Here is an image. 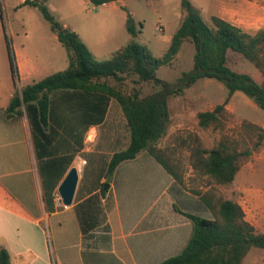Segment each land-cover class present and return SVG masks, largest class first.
<instances>
[{
  "label": "trees",
  "instance_id": "obj_1",
  "mask_svg": "<svg viewBox=\"0 0 264 264\" xmlns=\"http://www.w3.org/2000/svg\"><path fill=\"white\" fill-rule=\"evenodd\" d=\"M89 1L99 6L119 0ZM24 3L42 11L52 31L67 49L69 65L65 70L51 73L17 90L7 112H27L37 144L47 136L45 128L52 103L50 94L56 90L68 93L81 91L84 96L92 93L93 111L86 116V122L90 124H101L105 120L111 99L118 102L127 120L129 145L112 155L105 174L106 181L100 184L99 192L92 188L88 191L90 195L75 205L84 253L92 248L93 255L110 258L109 263L122 264L114 254L100 252L102 249L108 250L111 241L107 212L112 206L113 197L104 184L110 183L119 163L136 157L143 150L153 155L178 182L184 183L179 165L173 163L167 149L160 147L159 143L168 134L174 120L171 100L184 96L186 90L201 78H216L228 89L222 103L197 113L198 124L202 128L224 126L226 105L237 90L243 91L264 110V83H259L249 73L229 66V51L232 50L251 61L264 74V27L253 33L218 14H211L207 21L191 0H181L184 15L162 56L154 55L146 44L135 39V20L128 13L126 27L132 39L113 51L108 59L98 61L79 33L57 20L43 1L25 0ZM185 42H192L195 46L194 67L184 71L174 82L159 78L157 69L162 65H171ZM14 67L11 61L12 72ZM131 73L137 74L140 81H151L155 86L146 93L135 85L127 89L125 80ZM241 130L244 142L239 149L227 134H222L221 140L211 148L193 149L192 166L205 174L210 183L224 187L232 185L242 162L264 146L263 126L244 120ZM70 160L71 156L64 163L69 164ZM66 169L67 166L62 172ZM192 191L201 193L199 189ZM201 198L209 207L212 217L188 213L194 224L190 240L180 253L159 264H242L251 248H264V232L257 230L245 218V211L238 201L232 198L215 199L212 190L201 195ZM0 264H10V254L5 248L0 249Z\"/></svg>",
  "mask_w": 264,
  "mask_h": 264
},
{
  "label": "crops",
  "instance_id": "obj_2",
  "mask_svg": "<svg viewBox=\"0 0 264 264\" xmlns=\"http://www.w3.org/2000/svg\"><path fill=\"white\" fill-rule=\"evenodd\" d=\"M86 2L91 4L89 0ZM220 16L236 24L233 16ZM17 65L23 79L31 77L37 69L27 58L18 57ZM3 82L0 79V249H7L10 264H113L109 263L110 258L93 255L92 248L84 253L75 205L90 195L85 191L79 196L83 168L94 166L96 156L104 154L107 170L114 152L129 145L128 126L127 142L120 147L115 141L121 134L120 127L128 125L121 106L111 99L105 120L90 124L86 116L93 111L92 93L84 96L81 91L56 90L50 94L47 136L37 144L27 112H7L17 89L14 83ZM32 82L19 83V90ZM182 97L185 96L177 98ZM173 102L174 98L170 102L174 118ZM108 119L113 121L112 128L101 142L99 127ZM171 130L172 125L164 138ZM112 140L114 146L107 150ZM69 156V164L64 163ZM65 166L67 169L62 172ZM73 166L78 169L79 181L73 203L65 205L58 187ZM238 176L239 171L235 180ZM183 178L184 183L178 182L147 150L119 163L109 185L113 197L107 212L110 247L100 252L114 254L122 264H159L180 253L194 230L188 213L212 217L201 198L211 186L200 187L201 193L197 194L185 186L187 176ZM105 180L104 174L100 181ZM248 194L251 201L250 208H243L245 218L264 232V188L253 187Z\"/></svg>",
  "mask_w": 264,
  "mask_h": 264
},
{
  "label": "rangeland",
  "instance_id": "obj_3",
  "mask_svg": "<svg viewBox=\"0 0 264 264\" xmlns=\"http://www.w3.org/2000/svg\"><path fill=\"white\" fill-rule=\"evenodd\" d=\"M24 1L0 0V79H3V83H14L17 90L19 83L38 80L65 70L69 65L67 49L59 42L42 11L34 5L25 4ZM39 1L45 3L57 20L79 33L98 61L108 59L113 51L132 39L126 27L128 13H131L135 20V39L146 44L156 56H162L166 52L184 15L181 0H123L99 6L87 4L86 0ZM191 1L207 21L211 14H220L225 17L233 16L237 25L253 33L264 27V0ZM158 27L163 30H158ZM194 53V44L185 42L171 65H162L157 69V76L169 82L176 81L184 71L194 67ZM229 55L231 68L249 73L259 83H264V74L251 61L232 50ZM18 57L29 59L37 67L31 77L23 79L19 76ZM11 61L16 67L14 72L10 69ZM133 85L139 87L143 93L149 92L155 86L151 81H140L137 74L131 73L126 77L125 86L129 89ZM227 95L228 89L222 81L205 77L188 88L184 98L174 97L172 107L175 116L171 134L160 141V147L167 149L173 163L179 165L183 177L187 176L189 179L185 186L203 189L210 185L209 190L213 191L217 199L232 198L248 209L251 201L248 198L249 189L264 188V146L242 162L238 178L227 187L210 183L205 174L192 166L194 148H211L221 140L222 134H227L239 149L244 142L241 123L248 120L258 125L264 124V110L243 91L237 90L226 105L224 126H199L197 113L214 108L222 103ZM112 123L113 121L108 119L99 127L101 142L112 128ZM127 126L120 127L121 134L115 140L120 147L129 138ZM109 144L108 148L107 144L105 146L107 150H111L114 141ZM105 157L104 154H98L94 166L83 168L79 196L92 188H97L99 192L101 177L106 174ZM263 263L264 248L253 247L242 264Z\"/></svg>",
  "mask_w": 264,
  "mask_h": 264
},
{
  "label": "water",
  "instance_id": "obj_4",
  "mask_svg": "<svg viewBox=\"0 0 264 264\" xmlns=\"http://www.w3.org/2000/svg\"><path fill=\"white\" fill-rule=\"evenodd\" d=\"M79 181V173L76 166H73L66 173L58 187V194L65 205H71L74 200L75 192ZM110 183H105L104 188H109Z\"/></svg>",
  "mask_w": 264,
  "mask_h": 264
},
{
  "label": "built area",
  "instance_id": "obj_5",
  "mask_svg": "<svg viewBox=\"0 0 264 264\" xmlns=\"http://www.w3.org/2000/svg\"><path fill=\"white\" fill-rule=\"evenodd\" d=\"M104 4H106V3H104ZM158 30L162 31V30H163V28H162V27H158Z\"/></svg>",
  "mask_w": 264,
  "mask_h": 264
}]
</instances>
